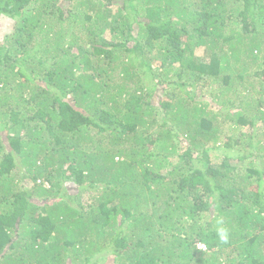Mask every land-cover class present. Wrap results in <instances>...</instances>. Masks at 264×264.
<instances>
[{"label": "trees", "instance_id": "16d2710c", "mask_svg": "<svg viewBox=\"0 0 264 264\" xmlns=\"http://www.w3.org/2000/svg\"><path fill=\"white\" fill-rule=\"evenodd\" d=\"M0 16V264H264V0Z\"/></svg>", "mask_w": 264, "mask_h": 264}, {"label": "rangeland", "instance_id": "374dc122", "mask_svg": "<svg viewBox=\"0 0 264 264\" xmlns=\"http://www.w3.org/2000/svg\"><path fill=\"white\" fill-rule=\"evenodd\" d=\"M67 10H68V8H66ZM86 22H84L83 23V25L85 24ZM12 25H13V22H12V20L11 19H9V18H7V17H4V16H0V45H2V44H6V38H7V36H9L10 35V33L12 32ZM84 27H86L85 25L83 26V27H80L79 28V30L80 31H82V29L84 28ZM74 34V36H73V38L75 37V36H79L80 35V33H78V32H74L73 33ZM107 36V35H106ZM108 37V36H107ZM86 41V36H84L83 38H81L80 40H79V42L80 43H84ZM33 45H34V43H33ZM77 48V47H76ZM239 65H242V64H239ZM244 65V64H243ZM246 65H250V64H246ZM250 68V71H251V78L249 79V82H254V79H253V77H252V73H254V69H251V67H249ZM240 69H242V66L240 67ZM240 69H239V71H240ZM242 70H244V69H242ZM245 73L243 74V75H246L247 73H248V71H247V69H245ZM250 73V72H249ZM243 75H242V77H243ZM249 76V77H250ZM202 85V83H199V86H201ZM200 89V88H199ZM211 90H213L212 89V87H210V88H203L202 89V91L201 92H199L201 95H203L202 96V98L203 99H206L208 102H209V109L213 112V113H215V114H218V120H220V117H219V114L221 113V109H222V106L219 104V102H217L216 100H214L211 96H210V92H211ZM233 111H235V110H233ZM223 117V116H222ZM225 125V124H224ZM155 129H157V127H155ZM184 145L185 146H187V142H184ZM164 172V171H163ZM198 246V249H201V250H203V245H201V244H198L197 245ZM106 261H104V263H105ZM104 263H102V264H104Z\"/></svg>", "mask_w": 264, "mask_h": 264}, {"label": "clouds", "instance_id": "9594fccd", "mask_svg": "<svg viewBox=\"0 0 264 264\" xmlns=\"http://www.w3.org/2000/svg\"><path fill=\"white\" fill-rule=\"evenodd\" d=\"M219 235H220V239H221L222 241H226V240H227V232H226L225 229L221 228V229L219 230Z\"/></svg>", "mask_w": 264, "mask_h": 264}]
</instances>
